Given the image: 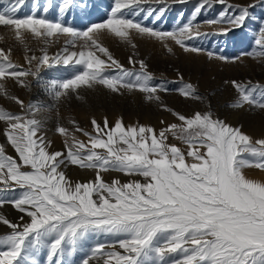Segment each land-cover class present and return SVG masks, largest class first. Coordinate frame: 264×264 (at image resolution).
Here are the masks:
<instances>
[{
  "label": "snow or ice",
  "instance_id": "6c2138e0",
  "mask_svg": "<svg viewBox=\"0 0 264 264\" xmlns=\"http://www.w3.org/2000/svg\"><path fill=\"white\" fill-rule=\"evenodd\" d=\"M186 2L114 0L107 19L83 30L62 19L74 0H61V18L56 20L35 15L18 18L13 5L0 11V26L13 29L17 38L22 29L49 41L63 35L80 50L69 52L66 47L51 63L48 52L43 51L41 56L27 57L30 67L25 69L12 61L10 49H0V80L13 78L27 87L22 78L35 76L43 82L42 66L74 63L83 65L84 70L71 79L46 84L54 100L82 87L102 86L121 95L138 90L146 101L161 105L158 93L170 91L168 82L155 83L145 61L132 56L128 62L133 67L126 68L100 37L110 33L131 43L132 36H144L163 43L169 53L173 47L168 42L184 52L199 53L204 49L190 41L227 36L242 27L250 18V9L256 7L229 0H201L186 22L169 30L150 27L124 12L143 13L145 18L163 23L173 5ZM215 5L223 6L218 17L198 21L203 10ZM49 10L44 8L45 13ZM205 24L218 27L202 32ZM258 31L254 43L261 50L243 55L264 56V21ZM207 55L229 59L216 57L212 51ZM231 83L240 94L235 107L249 104L264 109V88L235 80ZM177 91L185 98H201L192 83H183ZM257 92L259 99L254 96ZM0 93L7 95L4 84H0ZM11 99L24 112L17 114L0 106L6 141L18 155L17 160L0 145V205L9 203L28 219L21 215L19 222H13L0 215V224L10 229L0 234V264H41L38 258L45 250L43 264H73L78 251L86 253L80 264L93 260L96 264H264V182L244 173L245 168L264 169V139L253 140L240 128L214 118L210 111L186 115L164 105L177 122L162 120L165 126L159 131L143 125L125 127L122 118L109 127L107 118L102 123L93 118V134L72 121L75 130L88 137L87 143L59 126L57 132L67 137L66 152L51 153L39 135L40 121L28 115L38 105L32 102L25 106L19 97ZM170 136L186 149L169 143ZM66 164L96 170L95 179L71 182L61 170ZM113 171L140 177L142 182L133 179L122 183L119 178L106 182L101 173ZM100 236L118 239L111 246L96 243L86 247L90 238ZM117 245L123 252L115 250ZM109 247L112 250H106Z\"/></svg>",
  "mask_w": 264,
  "mask_h": 264
},
{
  "label": "rangeland",
  "instance_id": "374dc122",
  "mask_svg": "<svg viewBox=\"0 0 264 264\" xmlns=\"http://www.w3.org/2000/svg\"><path fill=\"white\" fill-rule=\"evenodd\" d=\"M201 0H187L184 4L173 5L165 15L163 23H157L154 19L145 18L143 13L124 10L126 17L141 20L150 27H158L164 30L175 28L178 24L186 22L193 13L194 8ZM232 4L246 6L255 4L256 7L250 9V18L242 27L235 28L227 36H213L201 39L199 41H190L204 49L199 53L184 52L172 42H168L173 47V52L169 53L163 43L144 36H132L131 43H125L114 37L112 34H106L100 37L101 43L108 47L113 56L121 62L126 68H132L128 62L129 56L136 61L144 60L148 65V70L155 76V83L167 81L168 92L160 91L162 104L148 102L145 94L138 90L133 92L124 91L121 94H115L102 86L92 89L81 88L76 92H69L58 101L54 100L46 84L53 80L63 81L73 78L76 74L84 70L83 65L56 64L52 67L44 65L40 69V78L43 82H38L37 77L28 76L25 79L27 87H23L13 78L0 80L7 89V95L0 93V106L7 110L22 114L23 109L11 99L19 97L27 106L35 102L38 107L29 113V118L40 121L39 135L47 142V150L51 153L61 151L66 152L65 140L67 137L57 132V127L63 126L74 133L79 140L87 143L88 137L75 130V125L83 128L85 131L95 134V129L91 124L94 118L98 122H103L107 118L109 127L121 118L125 127L150 126L159 131L165 125L161 121L177 122L172 113L164 109V105L174 111L182 114L191 115L195 111H210L214 118H218L226 124L240 128V130L256 139H264V109L255 105L244 104L242 107L234 105L240 99V94L236 90L232 81L235 80L241 84H248L250 87L258 85L264 88V56H247L244 53L258 52L261 49L255 45L254 41L259 36V27L264 21V0H229ZM16 5L18 18H24L30 15L44 17L50 20L60 19L58 8L61 0H21L19 4L16 0H0V11ZM110 6H114V0H74L73 6L62 18L67 24L78 30L85 29L91 23L101 22L110 15ZM50 7L45 13L44 8ZM147 7V5H145ZM223 6L215 5L212 8H206L198 17V21H204L218 17ZM216 25H202V32H211ZM21 36L16 37L13 29L0 26V49L4 51L11 50V59L14 63L22 65L25 69L30 66L27 63V57L36 55L41 56L43 51H47L50 57L62 53L67 47L68 51H78L79 45L73 46L68 42L66 36H57L46 40L43 37H35L28 30H21ZM135 45V46H133ZM208 51H212L214 56L228 57L227 60L218 58H209ZM238 59H234L237 58ZM104 58V57H102ZM36 62L31 66L35 70ZM139 69V64L135 65ZM110 75L115 73L109 71ZM183 81H180V77ZM183 83H192L197 88V94L200 99L185 98L177 90L183 86ZM259 99V92L254 93ZM4 125L0 122V145H4L6 154L16 157L14 149L7 143L4 135ZM169 143H175L178 147L186 149L181 141L169 137ZM102 151V150H98ZM189 161L191 158H187ZM249 159H253L249 157ZM61 170L66 177L73 182H92L95 179L93 169L80 168L77 165L66 164L61 166ZM244 173L249 177L264 182V169L255 167L245 168ZM106 182L114 178H119L122 183L130 180H141L140 177H130L119 172L101 173ZM0 187H3L0 184ZM19 189L16 190L18 195ZM95 198V197H94ZM9 206V207H3ZM0 215L13 222H19V217L26 214L20 213L13 205L5 203L0 205ZM7 226L0 224V232ZM8 233V232H7ZM5 233V234H7ZM1 234V233H0ZM113 237L100 236L98 239L90 238L86 247L90 248L96 243H104L111 246ZM106 250H112L110 247ZM116 251L123 252L117 245ZM86 253L78 251L73 257V264H80ZM46 250L38 258L43 264ZM67 259V257H66ZM90 264H96V261H90Z\"/></svg>",
  "mask_w": 264,
  "mask_h": 264
},
{
  "label": "bare ground",
  "instance_id": "6f19581e",
  "mask_svg": "<svg viewBox=\"0 0 264 264\" xmlns=\"http://www.w3.org/2000/svg\"><path fill=\"white\" fill-rule=\"evenodd\" d=\"M3 207H9V206H3ZM10 231V229H8L7 227L4 229V230H2L0 233L1 234H5V233H7V232H9Z\"/></svg>",
  "mask_w": 264,
  "mask_h": 264
}]
</instances>
